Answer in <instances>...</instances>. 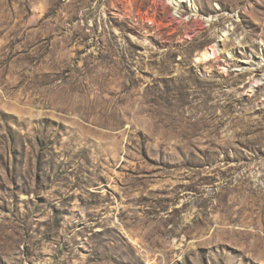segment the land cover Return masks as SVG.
Masks as SVG:
<instances>
[{
	"label": "rangeland",
	"instance_id": "1",
	"mask_svg": "<svg viewBox=\"0 0 264 264\" xmlns=\"http://www.w3.org/2000/svg\"><path fill=\"white\" fill-rule=\"evenodd\" d=\"M0 264H264V0H0Z\"/></svg>",
	"mask_w": 264,
	"mask_h": 264
},
{
	"label": "bare ground",
	"instance_id": "2",
	"mask_svg": "<svg viewBox=\"0 0 264 264\" xmlns=\"http://www.w3.org/2000/svg\"><path fill=\"white\" fill-rule=\"evenodd\" d=\"M177 1V0H176ZM174 3V2H173ZM179 3V2H178ZM181 4V3H180ZM214 50V54L216 53V49H213ZM213 54V53H212ZM217 54V53H216ZM210 55V50H206L205 52H203V56L205 58H208Z\"/></svg>",
	"mask_w": 264,
	"mask_h": 264
}]
</instances>
